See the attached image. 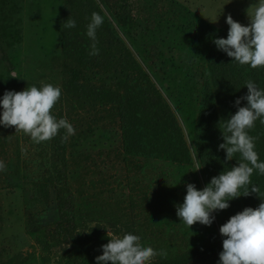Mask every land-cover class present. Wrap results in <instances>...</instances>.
<instances>
[{
	"label": "rangeland",
	"instance_id": "rangeland-1",
	"mask_svg": "<svg viewBox=\"0 0 264 264\" xmlns=\"http://www.w3.org/2000/svg\"><path fill=\"white\" fill-rule=\"evenodd\" d=\"M66 1L0 0V96L42 83L58 86L50 111L73 129L37 143L15 126H0V264H95L107 231L138 235L157 252L149 264H185L192 250L205 255L212 246L221 252L219 227L245 207H258L264 184L253 180L261 196L250 192L229 201L212 214L210 226L188 228L176 206L186 183L199 190L227 170L209 175L200 164L199 103L213 36H227L228 15L247 25L255 0H128L123 21L94 0L174 114L189 149L187 165L125 155L122 142L100 153L88 150L89 135L120 133V121L115 106L62 89Z\"/></svg>",
	"mask_w": 264,
	"mask_h": 264
},
{
	"label": "trees",
	"instance_id": "trees-1",
	"mask_svg": "<svg viewBox=\"0 0 264 264\" xmlns=\"http://www.w3.org/2000/svg\"><path fill=\"white\" fill-rule=\"evenodd\" d=\"M100 1L117 20L125 19L128 0ZM93 12L103 17V23L96 31V47L99 49L96 55L89 54L92 41L86 35V25ZM67 19L74 20L75 27L64 26ZM61 25L63 91L118 109L125 155L189 164V149L174 114L97 3L94 0H67L63 6ZM215 38L226 37L215 34L211 41L195 139L200 164L209 175L211 169L231 168L240 159L237 153L232 160H225L224 151L218 150V145L223 142L219 122L235 113L234 101L247 93L245 81L252 80L258 87L264 88V66L251 68L233 63L232 58L216 48L213 43ZM245 103L242 100L240 106ZM248 134L255 138L258 158L264 161V125L257 120ZM253 180L264 184V175L254 171L251 182ZM260 196L256 193V198ZM219 253L214 246L205 255L192 250L193 255L185 264H217Z\"/></svg>",
	"mask_w": 264,
	"mask_h": 264
},
{
	"label": "clouds",
	"instance_id": "clouds-1",
	"mask_svg": "<svg viewBox=\"0 0 264 264\" xmlns=\"http://www.w3.org/2000/svg\"><path fill=\"white\" fill-rule=\"evenodd\" d=\"M249 9L247 25L234 21L231 15L226 16L227 36L215 38L213 43L232 58L233 63L256 68L264 66V0H255ZM75 23L67 19L63 24L73 28ZM102 23L103 17L93 12L86 25V35L92 41L90 55L98 54L96 31ZM245 86L246 95L234 101L235 113L218 124L223 141L218 150L224 151L228 161L238 153L239 162L213 176L202 189L198 190L193 183L185 184L186 194L183 202L176 206V216L188 228L194 223L210 226L215 219L212 214L227 209L229 201L259 191L251 184V176L254 171L264 175V161L259 160L255 138L248 130L257 120L264 125V88L252 80L245 81ZM60 95L58 86L47 83L21 91L5 90L0 96V126H15L37 143L56 136L60 129L72 133V126L50 111ZM242 100L246 102L244 106H240ZM242 189L244 195H240ZM219 233L223 240L217 264H264V200L256 208L245 207L229 217L219 227ZM107 237L108 242L101 245L102 254L95 257V264H149L157 255L155 249L142 245L140 237L133 233L112 235L107 231Z\"/></svg>",
	"mask_w": 264,
	"mask_h": 264
},
{
	"label": "crops",
	"instance_id": "crops-1",
	"mask_svg": "<svg viewBox=\"0 0 264 264\" xmlns=\"http://www.w3.org/2000/svg\"><path fill=\"white\" fill-rule=\"evenodd\" d=\"M90 101V100H89ZM113 131L108 130H99L89 135L87 138L88 150L94 151L95 153H100L101 151L112 150L115 144L121 143V137L119 133V128H117V132L112 133ZM86 140V142H87Z\"/></svg>",
	"mask_w": 264,
	"mask_h": 264
}]
</instances>
